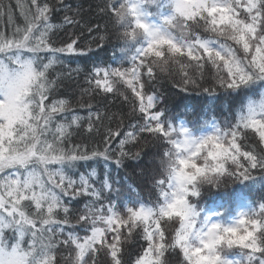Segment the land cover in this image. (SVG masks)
Returning <instances> with one entry per match:
<instances>
[{"label":"snow or ice","instance_id":"obj_1","mask_svg":"<svg viewBox=\"0 0 264 264\" xmlns=\"http://www.w3.org/2000/svg\"><path fill=\"white\" fill-rule=\"evenodd\" d=\"M0 264H264V0H0Z\"/></svg>","mask_w":264,"mask_h":264},{"label":"trees","instance_id":"obj_2","mask_svg":"<svg viewBox=\"0 0 264 264\" xmlns=\"http://www.w3.org/2000/svg\"><path fill=\"white\" fill-rule=\"evenodd\" d=\"M118 62V60H113V49L111 47H106L103 51L93 49L92 52H88L84 55L70 56L66 59V63L68 65L73 68L80 67L81 69H83L85 65L88 69H91L93 65L96 64H114ZM161 91L166 99L168 112L181 118L185 115L190 116L193 112H202L207 106H209L210 102L216 105L218 110H222V99L212 100V97H209L204 93H185L173 87L171 84H163ZM177 123H179V121H177ZM90 163L93 165V170L104 168L108 171H112L113 175H119V178L125 180L131 185V181H128V177L134 176V174L137 173L141 167L147 166L149 164V158L145 157L143 161L139 163L135 161H127V166L120 168L118 173L114 171L109 164L104 163L103 161H101L98 166L95 162ZM73 170L75 171V169ZM134 178L136 179V185L139 187V191L134 192L133 194L143 195L145 199H148V185L143 183L140 178L135 176Z\"/></svg>","mask_w":264,"mask_h":264}]
</instances>
